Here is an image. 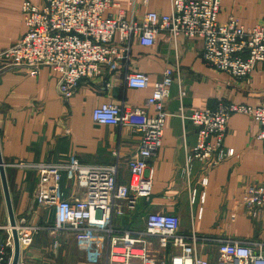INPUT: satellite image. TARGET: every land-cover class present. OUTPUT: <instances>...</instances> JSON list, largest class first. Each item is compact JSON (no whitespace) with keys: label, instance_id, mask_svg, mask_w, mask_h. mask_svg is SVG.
<instances>
[{"label":"crops","instance_id":"1","mask_svg":"<svg viewBox=\"0 0 264 264\" xmlns=\"http://www.w3.org/2000/svg\"><path fill=\"white\" fill-rule=\"evenodd\" d=\"M30 1L0 0V53L16 45L26 33L22 6ZM115 14L124 11L126 18L141 22L146 12L167 14L169 0L141 1L134 7L128 0H114ZM237 19L246 28L264 22V0H221L220 23ZM204 44L199 39L179 36L176 45L166 34L157 43L143 47L135 39L129 62L119 61L104 67L103 74L80 83L72 99L64 100L58 92V76L48 68L32 76L23 68H11L0 57V150L5 164L17 224L41 228L32 244L21 249V263L35 264H104L109 236L104 232L57 234L56 212L39 207L34 199L38 181L35 172L19 169L16 163H67L71 157L82 164L109 166L118 163V184L128 185V162L140 148V134L130 127L97 125L93 111L103 104L145 109L153 93V83L161 80L166 68L179 70V78L170 88L166 102L169 114L162 147L148 161L145 176L152 180L149 199L122 203L113 221L115 233L145 232L150 214L177 216L179 234L197 237L198 256L217 264L219 244L224 240L247 243L255 254L264 251V204L248 208L247 189L264 186V142L257 138L259 124L246 114L230 117L224 146L234 155L216 167L186 158L196 145V128L179 116V87L186 91L185 116L219 101L246 105L264 103V63L247 79L236 80L205 64ZM142 72L150 79L146 89H129L125 77ZM116 153H118L116 157ZM61 197L70 201L83 199L84 191L74 177L63 175ZM193 193L195 195L193 196ZM8 225V226H7ZM7 226V227H5ZM102 228L101 223H87ZM5 227V228H4ZM9 218L0 178V242L7 237ZM148 264H170L174 251L160 249L156 238H149ZM55 243H58L55 246ZM9 252V250H8ZM133 260L131 264H142Z\"/></svg>","mask_w":264,"mask_h":264},{"label":"built area","instance_id":"2","mask_svg":"<svg viewBox=\"0 0 264 264\" xmlns=\"http://www.w3.org/2000/svg\"><path fill=\"white\" fill-rule=\"evenodd\" d=\"M128 1L132 7L139 1L145 7L150 0ZM169 3V13L146 12L138 23L127 19L124 11L113 14L112 10L117 7L114 0H42L41 6L25 1L22 15L26 33L16 45L0 53V57L9 67L23 68L32 76H37L43 68L50 69L58 76L59 95L68 101L82 81L101 76L104 67L122 60L129 62L136 38L143 47L155 45L161 34H166L175 45L182 35L199 39L204 44L205 64L236 80L249 78L256 67L264 63V22L251 28L233 18L220 23L221 0H169ZM176 78H179V70L166 68L161 80L153 83V93L146 101V108H154L153 115L145 109L110 103L93 111L97 125L130 127L141 136L140 148L128 162V185L118 184V163L92 166L71 157L67 163L15 164L19 169L37 174L34 199L39 207L55 209L53 230L57 234L80 235L93 231L109 236L104 264H131L135 259L148 264L149 238H156L160 249L174 251L170 264H209L198 256L195 234H179L180 222L174 215L150 214L145 232L113 236V221L121 213L120 205H132L135 199H149L152 195L153 183L145 173L148 161L162 147L169 117L165 105ZM125 80L129 89H146L151 84L142 72L128 74ZM185 96L186 91L180 86L179 116L196 128V145L186 151L189 163L198 161L216 167L235 154L233 149L224 146V140L228 120L237 113L246 114L259 124L257 138L264 142V103L246 105L219 101L214 107H204L186 117L182 102ZM64 174L75 178L84 191L83 199L70 201L61 197ZM247 193L248 208L264 204V186H250ZM88 222H99L102 228L88 227ZM16 229L23 249L32 244L34 234L41 228L23 223ZM11 232L8 227V237L0 242V264L10 260ZM217 264H264V251L261 247L255 254L245 242L224 240L219 244Z\"/></svg>","mask_w":264,"mask_h":264},{"label":"water","instance_id":"3","mask_svg":"<svg viewBox=\"0 0 264 264\" xmlns=\"http://www.w3.org/2000/svg\"><path fill=\"white\" fill-rule=\"evenodd\" d=\"M0 178L4 194V199L6 203V208L9 218V226L12 229V238H13V254L11 264H19L21 257V246L19 242L18 232H17V221L14 213V208L11 200L10 190L8 186V181L6 177L5 164L2 159V154L0 150Z\"/></svg>","mask_w":264,"mask_h":264},{"label":"rangeland","instance_id":"4","mask_svg":"<svg viewBox=\"0 0 264 264\" xmlns=\"http://www.w3.org/2000/svg\"><path fill=\"white\" fill-rule=\"evenodd\" d=\"M15 68H17V67H15ZM17 221V220H16ZM18 225V224H17ZM8 226V225H7ZM7 226H5V227H7ZM4 227V228H5ZM10 227V226H9ZM11 234H12V232H11ZM13 239V238H12ZM13 251H11V249H9V258H10V260H8V264H11V261H12V253Z\"/></svg>","mask_w":264,"mask_h":264},{"label":"trees","instance_id":"5","mask_svg":"<svg viewBox=\"0 0 264 264\" xmlns=\"http://www.w3.org/2000/svg\"><path fill=\"white\" fill-rule=\"evenodd\" d=\"M4 264H8V261H6Z\"/></svg>","mask_w":264,"mask_h":264}]
</instances>
